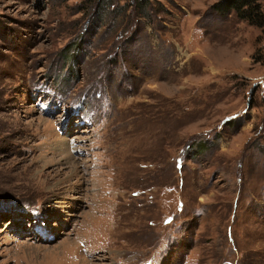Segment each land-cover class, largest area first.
<instances>
[{"label": "rangeland", "instance_id": "374dc122", "mask_svg": "<svg viewBox=\"0 0 264 264\" xmlns=\"http://www.w3.org/2000/svg\"><path fill=\"white\" fill-rule=\"evenodd\" d=\"M219 1L0 0V264H264V25Z\"/></svg>", "mask_w": 264, "mask_h": 264}, {"label": "trees", "instance_id": "16d2710c", "mask_svg": "<svg viewBox=\"0 0 264 264\" xmlns=\"http://www.w3.org/2000/svg\"><path fill=\"white\" fill-rule=\"evenodd\" d=\"M260 1L261 0H221L215 4V9L221 12H230L233 10L237 17L247 20L250 24L263 26L264 14L261 10Z\"/></svg>", "mask_w": 264, "mask_h": 264}]
</instances>
